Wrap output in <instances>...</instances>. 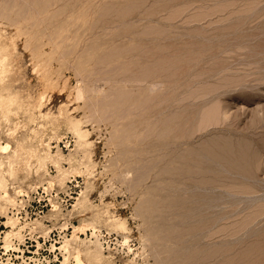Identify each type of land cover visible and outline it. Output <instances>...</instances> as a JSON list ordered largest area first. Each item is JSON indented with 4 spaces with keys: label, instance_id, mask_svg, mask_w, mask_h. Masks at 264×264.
Here are the masks:
<instances>
[{
    "label": "rangeland",
    "instance_id": "1",
    "mask_svg": "<svg viewBox=\"0 0 264 264\" xmlns=\"http://www.w3.org/2000/svg\"><path fill=\"white\" fill-rule=\"evenodd\" d=\"M12 39L5 82L24 110L0 115V261L59 264L65 236L84 264L98 241L96 264H264V0H0ZM61 107L85 146L42 117ZM41 139L58 164L37 167ZM10 216L27 225L5 252Z\"/></svg>",
    "mask_w": 264,
    "mask_h": 264
},
{
    "label": "bare ground",
    "instance_id": "2",
    "mask_svg": "<svg viewBox=\"0 0 264 264\" xmlns=\"http://www.w3.org/2000/svg\"><path fill=\"white\" fill-rule=\"evenodd\" d=\"M31 14H33V13H31ZM30 14V15H31ZM34 15V14H33ZM40 15V14H39ZM26 17V16H25ZM31 17V16H30ZM29 16H28V18H30ZM34 17H35V15H34ZM33 16H32V18H34ZM37 17V16H36ZM24 18V17H23ZM22 19V18H21ZM38 19V18H37ZM15 22V21H14ZM18 24H19V21H18ZM36 24V23H35ZM20 27V26H19ZM32 27V26H31ZM64 29V28H63ZM62 29V30H63ZM21 30V29H20ZM28 32V31H27ZM59 35V34H58ZM57 35V36H58ZM57 36H55V37H57ZM54 38V37H53ZM49 39V38H48ZM30 40V39H29ZM51 41H52V39H51ZM53 41H54V39H53ZM27 42V41H26ZM50 42V41H49ZM49 44V43H48ZM57 44V42L55 43V45ZM13 46V47H15V45H16V43H15V41L12 39V41H11V43L10 44H6V43H1L0 42V115H1V120H3V121H5V122H9L10 121V118L12 117V116H14L15 114H17V112L19 111V110H24V107H23V104L22 103H19L18 105H17V108L18 109H16L15 107H13V105L15 104V103H17V99H16V97H17V95L16 94H10V92L8 91V87H7V85H6V82H5V78H6V76L8 75V73H9V71H10V46ZM50 45H52V44H49V46ZM53 46H54V44H53ZM57 46H58V44H57ZM60 47V46H59ZM54 49L55 48H53V52H55L54 51ZM31 51V56H32V60H33V69H34V71L35 72H37L39 75H40V77H43L44 78V80L45 81H49V80H51V78H54V77H51V74H52V72H53V64H51V62H50V58L48 59V58H44L43 57V54H44V51H42V48L41 49H39V48H36V49H30ZM45 50V49H44ZM59 50V49H58ZM51 51V50H50ZM51 51V52H52ZM56 53V52H55ZM54 53V54H55ZM64 55V54H63ZM62 55V56H63ZM45 56V55H44ZM64 57V56H63ZM58 58H56V60H57ZM91 60V59H90ZM59 61V60H58ZM86 62V61H85ZM84 62V63H85ZM88 63V62H87ZM83 65V64H82ZM86 66V65H85ZM42 71V72H41ZM154 72V71H153ZM54 73V72H53ZM143 77V76H142ZM135 78V77H134ZM42 79V78H41ZM145 80V79H144ZM51 82V81H50ZM90 82V81H89ZM49 83V82H48ZM54 83V82H53ZM52 83V84H53ZM89 84V83H88ZM49 85H50V83H49ZM44 86H46V85H44ZM54 86V85H53ZM50 87H51V85H50ZM90 87V86H89ZM92 87V86H91ZM74 88V87H73ZM91 89H95L94 88V85H93V87L91 88ZM84 91H85V89H84V87H83V85H82V82L80 81V83H78V84H76V86H75V99H83L84 97H85V94H84ZM151 91H152V89H151ZM150 91V92H151ZM59 94H61V93H59ZM44 96H45V94H41V96L39 97V99H40V101H38V98H37V101H38V103L36 102V104H38L39 106H41L42 105V100H43V98H44ZM47 97H48V95H47ZM46 99V98H45ZM48 99V98H47ZM40 102V103H39ZM44 104V103H43ZM66 104V103H65ZM32 106H35V105H32ZM37 106V105H36ZM63 107H64V105H62ZM63 107H61V108H59L58 110H59V114H58V116H51L50 114H42V117L43 118H46V123L47 122H49V125L51 126V129L52 130H58V128L62 125V124H66L68 127V130H71V132L75 135V137L77 138V143H78V145H86L88 142V140H87V136H88V134H89V131L87 130V129H83L82 128V121H81V119H77L76 120V118L74 119V118H72V116H69L66 112H68V111H63ZM66 107V106H65ZM37 108V107H36ZM29 109V108H28ZM37 109H40V108H37ZM34 110V109H33ZM13 111H15L14 112V114H13ZM66 113V114H65ZM35 115V114H34ZM32 116V115H31ZM19 116H17V118H18ZM34 117V116H33ZM87 121V120H86ZM139 123V122H138ZM52 130H50V131H52ZM155 131V130H154ZM158 134V133H157ZM49 135H50V133H49ZM48 135V136H49ZM42 136V135H41ZM51 136V135H50ZM53 136H54V134H53ZM58 136H59V134H58ZM57 136V137H58ZM165 136V135H164ZM40 137V136H39ZM41 138H44V136L43 137H41ZM38 139H40V138H38ZM143 139V138H142ZM46 139H44V141H45ZM47 141V140H46ZM45 141V142H46ZM49 141V140H48ZM52 141V140H51ZM37 142H39V141H37ZM139 143V142H138ZM9 143H6V144H4V145H0V150H5V149H7L8 148V146H10V144L8 145ZM40 144H41V146H42V148L41 149H37L36 147H29V150H30V152H29V154H30V156L32 157V158H34L35 159V161H36V163H37V167H43V166H45V164H46V162L47 161H51V162H53V163H55V164H58V162H59V160H58V157L57 156H54V155H52L51 153H50V149H49V142H46L45 144H44V142H43V140L41 139L40 140ZM37 145L39 146V144L37 143ZM40 146V147H41ZM39 148V147H38ZM9 149H10V147H9ZM8 149V150H9ZM25 150V145H24V143L23 142H19V140H17L16 141V147H15V151H16V154H17V152H18V150ZM2 152V151H1ZM7 152V151H6ZM26 152V151H25ZM149 152V151H148ZM5 153V152H4ZM19 153V152H18ZM24 153V152H23ZM3 154V153H2ZM20 154V156H21V153H19ZM56 155H57V153H56ZM70 156V155H69ZM11 157V156H10ZM28 157V156H27ZM73 157V156H72ZM179 158V157H178ZM22 159V158H21ZM27 159V158H26ZM71 159V158H70ZM77 159V158H76ZM75 159V160H76ZM176 159V158H175ZM25 160V159H24ZM25 162H27V161H25ZM70 162V161H69ZM74 162V161H73ZM72 162V163H73ZM79 163H81L80 161H78ZM157 162V161H156ZM1 163L2 162H0V166H1ZM12 163H13V161H9L8 162V167H7V169H6V172L7 173H9V174H14L15 173V171H16V169H15V167H13V165H12ZM153 163V162H152ZM76 164V163H75ZM75 164H74V168H72L71 170H76L75 169ZM3 165V164H2ZM34 165H35V163H34ZM154 165V164H153ZM73 167V166H72ZM80 167V166H79ZM83 168V167H82ZM87 168V167H86ZM79 168H77V170H78ZM89 169V168H88ZM71 170H61V168H59V174L56 176V177H52L51 179L52 180H50V181H48V186H47V189L48 188H51V186H52V182L54 183V181H57V182H59L60 184H62L63 182H64V180L68 177V174L71 172ZM82 171V170H81ZM188 171V170H187ZM77 172V171H76ZM79 172H80V169H79ZM88 172H89V170H88ZM72 173V172H71ZM83 174V173H82ZM73 175V174H72ZM71 175V176H72ZM85 175V174H84ZM69 176H70V174H69ZM2 176H1V170H0V188L2 187ZM45 180H47V179H45ZM54 185V184H53ZM46 186V185H45ZM35 189V188H34ZM43 190H45L46 191V188H44ZM17 191H19V190H17ZM16 191V192H17ZM1 192V191H0ZM6 192V191H5ZM49 192V191H48ZM2 193H3V191H2ZM1 194V193H0ZM4 198V197H3ZM9 199H10V197H9ZM8 199V200H9ZM17 201V200H16ZM18 201H20V200H18ZM11 205H14V203H15V201H14V203H13V201L12 200H9L8 201ZM20 203V202H19ZM17 204V203H16ZM21 205V204H20ZM23 206V205H22ZM9 217V216H8ZM11 217V216H10ZM84 219V218H83ZM82 220V219H81ZM118 220V219H117ZM116 220V221H117ZM120 220H122V219H120ZM119 220V221H120ZM19 221V218L18 217H11V218H9V223H10V225L12 226V229L9 231V230H7V232H6V234H5V236H4V238H2L3 239V245H2V248H3V250L6 252L7 250H10L11 248H13V249H17V247H15L14 245H13V238H17V240H21L24 236H23V233H22V230L25 228V226L27 225V223H19L18 222ZM87 221V220H86ZM119 221H118V223H119ZM123 221V220H122ZM30 222V221H29ZM67 223V222H66ZM65 223V224H66ZM35 224V223H34ZM80 225L79 226H73L72 228H73V234L76 232V230H78V231H84V229H86V227H89V224L88 223H86L85 221H81L80 223H79ZM78 225V224H77ZM97 225V224H96ZM93 227V226H92ZM32 230H33V228L32 227H30ZM27 229V228H26ZM37 229V228H36ZM66 229V228H65ZM94 229V228H93ZM91 230V229H90ZM29 232V231H28ZM72 232V231H71ZM98 232H100V231H98ZM43 234H44V236L45 235H47L48 234V231L46 232V231H44L43 232ZM72 234V235H73ZM91 234V233H90ZM92 234H93V232H92ZM75 235V234H74ZM73 235V236H74ZM101 235V234H100ZM77 236H74L73 237V240L75 241ZM104 237V236H103ZM71 238H72V236H71ZM83 238V237H82ZM101 238H102V236H101ZM127 238V237H126ZM86 239V238H85ZM99 239V238H98ZM103 239V238H102ZM16 240V239H15ZM71 240L72 239H69V238H66L65 236L63 237V240H61V244L59 245V247H58V249H59V251H60V253H61V256H62V259H61V261L59 262V264H84V261H83V258L81 257V249L80 248H78V247H75V246H71ZM77 241H78V239H77ZM92 241V240H91ZM126 241H128V240H126ZM121 242V241H120ZM122 243H125V240H123L122 241ZM104 244H105V242H104ZM127 244V243H126ZM77 245H79V244H77ZM98 245L100 246V243H99V241H98ZM98 245H96L95 246V248L94 249H88L87 251H86V256H87V260H88V263L89 264H96L97 262H101V259H102V253H101V251H100V249H99V246ZM120 245V244H119ZM124 245V244H123ZM129 245V244H128ZM125 246V245H124ZM52 248V247H51ZM12 249V250H13ZM102 249V248H101ZM18 250H19V248H18ZM103 250V249H102ZM130 251V250H129ZM4 252V253H5ZM108 255V254H107ZM105 256V255H104ZM9 258V257H8ZM8 258H7V261L6 262H2V261H0V264H12V262L11 263H9V260H8ZM106 258H107V256H106ZM24 259V258H23ZM113 261V260H112ZM103 263H104V261H103ZM34 264H37L36 262L34 263ZM114 264V263H113Z\"/></svg>",
    "mask_w": 264,
    "mask_h": 264
}]
</instances>
